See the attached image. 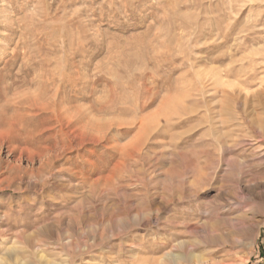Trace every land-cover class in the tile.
<instances>
[{
  "label": "rangeland",
  "instance_id": "rangeland-1",
  "mask_svg": "<svg viewBox=\"0 0 264 264\" xmlns=\"http://www.w3.org/2000/svg\"><path fill=\"white\" fill-rule=\"evenodd\" d=\"M0 264H264V0H0Z\"/></svg>",
  "mask_w": 264,
  "mask_h": 264
},
{
  "label": "bare ground",
  "instance_id": "bare-ground-1",
  "mask_svg": "<svg viewBox=\"0 0 264 264\" xmlns=\"http://www.w3.org/2000/svg\"><path fill=\"white\" fill-rule=\"evenodd\" d=\"M78 118V117H77ZM76 119V118H75ZM73 122V121H72Z\"/></svg>",
  "mask_w": 264,
  "mask_h": 264
}]
</instances>
